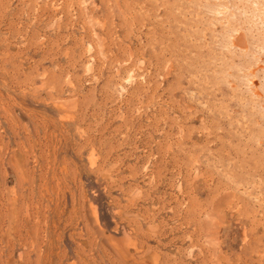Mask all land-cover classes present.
Here are the masks:
<instances>
[{
    "label": "rangeland",
    "instance_id": "rangeland-1",
    "mask_svg": "<svg viewBox=\"0 0 264 264\" xmlns=\"http://www.w3.org/2000/svg\"><path fill=\"white\" fill-rule=\"evenodd\" d=\"M263 29L264 0H0V264H264Z\"/></svg>",
    "mask_w": 264,
    "mask_h": 264
},
{
    "label": "bare ground",
    "instance_id": "bare-ground-1",
    "mask_svg": "<svg viewBox=\"0 0 264 264\" xmlns=\"http://www.w3.org/2000/svg\"><path fill=\"white\" fill-rule=\"evenodd\" d=\"M193 1L195 2V0H193ZM203 1H204V0H203ZM206 1H207V0H206ZM249 1H250V0H249ZM253 1H254V0H253ZM199 2H200V1H199ZM201 2H202V1H201ZM209 2H210V1H209ZM209 2H208V3H209ZM251 2H252V1H251ZM258 2H259V0H258ZM201 4H202V3H201ZM252 4H253V3H252ZM203 5H204V3H203ZM206 5H210V4H206ZM235 5H237L236 2H235ZM241 5H242V4H241ZM189 6H190V5H189ZM200 6H201V5H200ZM200 6H199V7H200ZM237 6H239V5H237ZM201 7H202V6H201ZM203 7H204V6H203ZM243 7H244V6H243ZM248 7H249V6H248ZM180 8H181V7H180ZM232 8H233V7H232ZM238 8H239V7H238ZM219 9H221V8H219ZM249 9H250V8H249ZM249 9H248V10H249ZM258 9H259V7H258ZM235 10H236V9H234V11H235ZM260 10H261V9H260ZM230 12L233 13V10L230 11ZM221 13H222V12H221ZM232 13H231V14H232ZM240 13H241V12H240ZM246 13H247V12H246ZM258 13H259V12H258ZM227 14H228V13H227ZM235 14H236V12H235ZM237 14H238V13H237ZM237 14H236V17H237ZM239 15H240V14H239ZM261 15L263 16V14H261ZM225 16H227V15H225ZM260 17H261V16H260ZM198 18H199V17H198ZM200 18H203V15H202V17L200 16ZM228 18H229V17H228ZM230 18H231V16H230ZM251 18H252V17H251ZM236 19H237V18H236ZM254 19H255V18H254ZM259 19H260V18H259ZM203 20H205V19H203ZM223 20H225V19H223ZM260 20H261V19H260ZM199 21H201V19H199ZM205 21H206V20H205ZM205 21H204V22H205ZM227 21H228V20H227ZM229 21H230V20H229ZM246 21H247V20H246ZM206 22H207V21H206ZM223 22H224V21H223ZM230 22H231V21H230ZM237 22H238V20H237ZM257 22H258V21H257ZM200 23H202V22H200ZM228 23H229V22H228ZM234 23H235V22H234ZM249 23H250V22H249ZM251 23H254V22H251ZM230 24H231V23H230ZM232 24H233V23H232ZM239 24H240V22H239ZM257 24H258V23H257ZM192 25H193V24H192ZM247 25H248V24H247ZM253 25H254V24H253ZM238 26H239V25H238ZM245 26H246V25H245ZM249 26H250V25H249ZM229 27H230V25H229ZM232 27H233V25H232ZM234 27H236V26H234ZM239 27H240V26H239ZM246 27H247V26H246ZM194 28H195V27H194ZM205 28H206V27H205ZM226 28H227V27H226ZM247 28H248V27H247ZM251 28H252V27H251ZM251 28L249 27L250 32L252 31ZM256 28H257V25H256ZM262 28H263V27H262ZM262 28H260V30H261ZM211 29H212V28H211ZM242 30H243V32H244V29H242ZM242 30H241V31H242ZM263 30H264V29H263ZM212 31H213V29H212ZM220 31H221V30H220ZM224 31H225V30H224ZM228 31H229V29H228ZM218 32H219V31L217 30L216 33H218ZM263 32H264V31H263ZM212 33H214V31H213ZM229 33H230V32H229ZM244 33H246V32H244ZM244 33H243V34H242V33H238V35H235V34H234V35H235L234 44L236 45L235 48H236L237 50L240 49V51H241V50H245V49H246V46H247L248 44H250V43H248V44L246 45V41H245V39H246V38H245V35H246V34H244ZM251 33H252V32H251ZM218 34H219V33H218ZM220 34H221V32H220ZM256 34H259V33L257 32ZM226 35H228V34H227L226 31H225V36H226ZM231 35H232V34H231ZM234 35H232V36L234 37ZM204 36H205V35H204ZM211 36H212V38L215 37V36H213V35H211ZM256 36H257V35H256ZM258 36H259V35H258ZM263 36H264V35H263ZM233 37H231V38H233ZM252 38H253V37H251V39H252ZM258 38H260V36H259ZM262 38H263V37H262ZM206 39H207V37H206ZM213 39H214V38H213ZM216 39H217V36H216ZM218 39H219V38H218ZM220 40H221V39H220ZM231 40H233V39H231ZM217 43H218V42H217ZM225 43H226V42H225ZM232 43H233V42H232ZM207 44H209V43H207ZM215 44H216V43H215ZM206 46H207V45H206ZM231 46H232V45H231ZM231 46H229L230 49H231ZM256 46H257V45H256ZM232 47H233V50H234V45H233ZM250 47H252V45H251ZM228 49H229V48H228ZM228 49H227V50H228ZM236 49H235V50H236ZM249 49H251V48H249ZM249 49H247V50H249ZM231 50H232V49H231ZM233 50H232V52H234ZM247 50H246V51H247ZM261 50H262V49H261ZM227 52H228V51H227ZM250 52H251V51H250ZM221 53H222V52H221ZM236 53H237V51H236ZM237 54H239V53H237ZM237 54H236V55H237ZM247 54H248V53H247ZM249 54H251V53H249ZM225 55H226V54H225ZM227 55H228V54H227ZM229 55H231V51H230ZM229 55H228V58H227V59L230 58ZM244 55H245V54H244ZM221 56H222V55H221ZM223 56H224V55H223ZM238 56H239V55H238ZM216 57H220V55H218V56H216ZM231 57H232V56H231ZM233 57H235V56H233ZM243 57H244V56H243ZM249 57H250V56H248V58H249ZM254 57H255V56H254ZM246 58H247V55H246ZM259 58H260V57H259ZM261 58H262V57H261ZM233 59H234V58H233ZM240 59H241V58H240ZM240 59H239V60H240ZM242 59H243V58H242ZM214 60H215V59H212V62H213ZM223 60H224V57H223ZM223 60H221V61H223ZM230 60H232V59L230 58ZM253 60H254V59H253ZM255 60H256V58H255ZM227 61H228V60H227ZM235 61H236V60H235ZM244 61H245V59H244ZM244 61H243V62H244ZM224 62H226V60H224ZM224 62H223V63H224ZM229 62L231 63V61H228V63H229ZM237 62H238V61H237ZM239 62H240V61H239ZM243 62H242V63H243ZM257 62H258V61H257ZM213 63H215V61H214ZM217 63H218V62H217ZM235 63H236V62H235ZM235 63H234V64H235ZM260 63H261V62H260ZM219 64H220V62H219ZM237 64H238V63H237ZM237 64H236V65H237ZM261 64H262V63H261ZM225 65H227V62L225 63ZM231 65H232V64H231ZM236 65H234V66H236ZM220 66H221V65H220ZM228 66H229V65H228ZM237 66H238V65H237ZM261 66H262V65H261ZM239 67H241V65H239ZM237 68H238V67H237ZM244 68H245V67H244ZM250 69H251V68H249V70H250ZM239 70H240V69H239ZM242 70H243V68L241 69V71H242ZM245 71H246V70H244L243 72H245ZM247 71H248V70H247ZM251 71H252V70H251ZM201 72H202V71H201ZM221 72H222V71H221ZM249 72H250V71H249ZM238 73H239V72H238ZM240 73H241V72H240ZM245 73H246V75L248 74V72H245ZM251 73H252V72H251ZM253 74H254V73H253ZM241 75H242V74H241ZM246 75H244V78L246 77ZM249 76H250V75H249ZM241 77H242V76H241ZM254 78H256V77L254 76ZM254 78H253V81L256 80V79L254 80ZM224 79H225V78H224ZM224 79H223V80H224ZM248 79H249V78H248ZM250 80H251V79H250ZM253 81H252V83H253ZM256 81H257V80H256ZM250 84H251V83H250ZM254 84H255V83H254ZM254 84H252V85L254 86ZM257 84H258V83H257ZM255 85H256V84H255ZM250 86H251V85H250ZM248 87H249V86H248ZM255 87H256V86H255ZM259 87H260V86H259ZM259 87H258V90H259ZM233 88H234V87H233ZM249 88H250V87H249ZM253 88H254V87H253ZM253 88H251V89H253ZM256 88H257V87H256ZM256 91H257V90H256ZM257 92H258V91H257ZM258 93H259V92H258ZM258 93H256V95H257ZM259 94H260V93H259ZM260 95H261V94H260ZM208 218H209V217H208Z\"/></svg>",
    "mask_w": 264,
    "mask_h": 264
}]
</instances>
